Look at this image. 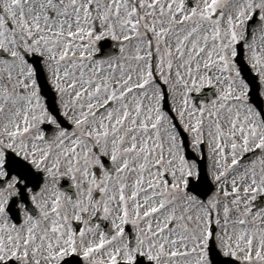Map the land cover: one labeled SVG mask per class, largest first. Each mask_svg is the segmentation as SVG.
Instances as JSON below:
<instances>
[{
  "label": "snow or ice",
  "instance_id": "snow-or-ice-1",
  "mask_svg": "<svg viewBox=\"0 0 264 264\" xmlns=\"http://www.w3.org/2000/svg\"><path fill=\"white\" fill-rule=\"evenodd\" d=\"M73 259L264 264V0H0V264Z\"/></svg>",
  "mask_w": 264,
  "mask_h": 264
},
{
  "label": "water",
  "instance_id": "water-1",
  "mask_svg": "<svg viewBox=\"0 0 264 264\" xmlns=\"http://www.w3.org/2000/svg\"><path fill=\"white\" fill-rule=\"evenodd\" d=\"M202 167H203L202 178L207 179L204 165Z\"/></svg>",
  "mask_w": 264,
  "mask_h": 264
},
{
  "label": "rangeland",
  "instance_id": "rangeland-1",
  "mask_svg": "<svg viewBox=\"0 0 264 264\" xmlns=\"http://www.w3.org/2000/svg\"><path fill=\"white\" fill-rule=\"evenodd\" d=\"M260 43H261V41H260V38H259V34H257V46L258 47L260 46ZM206 154H207V152H206Z\"/></svg>",
  "mask_w": 264,
  "mask_h": 264
}]
</instances>
